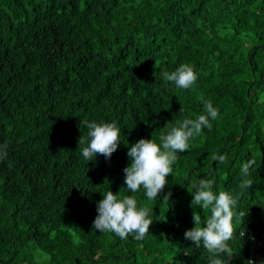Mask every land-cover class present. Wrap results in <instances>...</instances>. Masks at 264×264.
<instances>
[{"label":"trees","instance_id":"obj_1","mask_svg":"<svg viewBox=\"0 0 264 264\" xmlns=\"http://www.w3.org/2000/svg\"><path fill=\"white\" fill-rule=\"evenodd\" d=\"M181 64L198 77L187 90L161 75ZM202 99L219 115L177 153L160 197L149 200L142 186L120 193L129 148L140 139L159 144L167 124L204 114ZM85 119L117 124L110 160L88 161L78 150ZM5 143L0 264H209L203 244L185 239L194 210L202 227L210 215L191 206L201 178L214 180L216 194L239 197L231 256L219 258L264 264V0H0ZM251 159L252 187L241 189ZM110 190L150 210L143 240L93 229Z\"/></svg>","mask_w":264,"mask_h":264},{"label":"clouds","instance_id":"obj_2","mask_svg":"<svg viewBox=\"0 0 264 264\" xmlns=\"http://www.w3.org/2000/svg\"><path fill=\"white\" fill-rule=\"evenodd\" d=\"M165 81L174 82L180 89L191 88L196 80L197 73L190 64H181L171 73L165 71L161 74ZM204 114L198 115L196 119L185 118L182 121L171 122V127L167 124L164 132L159 136L160 143L152 138L140 139L133 144L127 153L131 160L130 166L123 171L125 174L124 183L126 185L120 193L127 189L136 193L143 187L145 195L149 200H155L163 193L168 184L167 178L172 172V165L177 160V153L188 150L190 139L199 136L204 128L211 130V120H216L219 111L213 107L210 100H203ZM180 112H183L181 107ZM80 126L87 128V136L84 135L79 140V151L83 157L92 161L93 157L103 155L106 159H111L120 145V129L115 122L97 123L83 120ZM83 145V147H81ZM7 143L0 145V160L7 158ZM213 161L224 164L227 160L226 154L213 153ZM255 159L243 163L240 169L242 182L239 187L248 189L252 187V180L249 169L255 165ZM214 180L201 178L193 185L194 192L191 206L193 209L199 206L203 211H210L206 217L205 227L201 226V216L194 210L193 221L195 227L185 232V239L194 242L196 247H203L209 255V264H225L219 256L227 253L231 256V249L228 241L233 238V218L234 208L239 197H233L227 191H220L216 194L213 191ZM119 193V194H120ZM107 191L103 194V199L97 203V213L93 229L103 233L111 232L121 239H126L129 234L134 233L137 241L143 240L149 233L153 220L150 217V210L146 207H137L135 196H123ZM240 195H243L241 192ZM172 196L168 192L163 196V201L167 202ZM244 215L243 212L240 213ZM245 235V233H241ZM247 264H255V261L248 260Z\"/></svg>","mask_w":264,"mask_h":264}]
</instances>
